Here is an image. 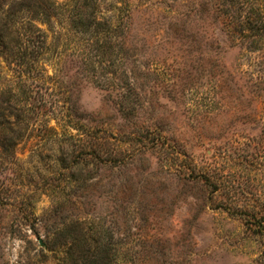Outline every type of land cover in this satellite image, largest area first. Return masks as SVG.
Listing matches in <instances>:
<instances>
[{"label":"rangeland","instance_id":"1","mask_svg":"<svg viewBox=\"0 0 264 264\" xmlns=\"http://www.w3.org/2000/svg\"><path fill=\"white\" fill-rule=\"evenodd\" d=\"M0 3V264H264V0Z\"/></svg>","mask_w":264,"mask_h":264},{"label":"trees","instance_id":"2","mask_svg":"<svg viewBox=\"0 0 264 264\" xmlns=\"http://www.w3.org/2000/svg\"><path fill=\"white\" fill-rule=\"evenodd\" d=\"M1 8V3H0ZM235 30L236 24L232 25ZM4 41V40H2ZM20 57V56H19ZM22 57V56H21ZM25 64L26 62H21ZM2 115H4L2 113ZM53 248V246H51ZM68 257L77 254V258L80 261H83L84 264H102V255L100 254V248L98 246L93 247L85 238H83V242L79 244L78 248L75 249L74 246H70L66 251Z\"/></svg>","mask_w":264,"mask_h":264},{"label":"water","instance_id":"3","mask_svg":"<svg viewBox=\"0 0 264 264\" xmlns=\"http://www.w3.org/2000/svg\"><path fill=\"white\" fill-rule=\"evenodd\" d=\"M40 242H41V244H43V241L42 240Z\"/></svg>","mask_w":264,"mask_h":264}]
</instances>
